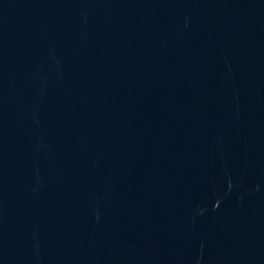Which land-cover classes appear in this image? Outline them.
Returning <instances> with one entry per match:
<instances>
[{"label":"water","instance_id":"obj_1","mask_svg":"<svg viewBox=\"0 0 264 264\" xmlns=\"http://www.w3.org/2000/svg\"><path fill=\"white\" fill-rule=\"evenodd\" d=\"M0 264H264V0H0Z\"/></svg>","mask_w":264,"mask_h":264}]
</instances>
